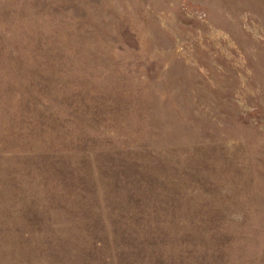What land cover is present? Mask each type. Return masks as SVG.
Here are the masks:
<instances>
[{
	"label": "rangeland",
	"instance_id": "374dc122",
	"mask_svg": "<svg viewBox=\"0 0 264 264\" xmlns=\"http://www.w3.org/2000/svg\"><path fill=\"white\" fill-rule=\"evenodd\" d=\"M0 264H264V0H0Z\"/></svg>",
	"mask_w": 264,
	"mask_h": 264
}]
</instances>
